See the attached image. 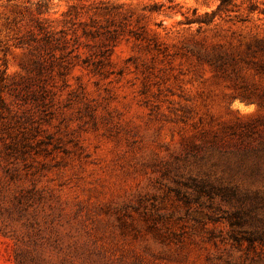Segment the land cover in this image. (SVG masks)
<instances>
[{"label":"rangeland","instance_id":"1","mask_svg":"<svg viewBox=\"0 0 264 264\" xmlns=\"http://www.w3.org/2000/svg\"><path fill=\"white\" fill-rule=\"evenodd\" d=\"M0 264H264V0H0Z\"/></svg>","mask_w":264,"mask_h":264},{"label":"trees","instance_id":"2","mask_svg":"<svg viewBox=\"0 0 264 264\" xmlns=\"http://www.w3.org/2000/svg\"><path fill=\"white\" fill-rule=\"evenodd\" d=\"M224 1H225V0H224ZM215 13H216L215 11H211L210 13H208V12H205V13H204V16H205L206 18H208V19H207V22L210 21V20L214 17Z\"/></svg>","mask_w":264,"mask_h":264}]
</instances>
